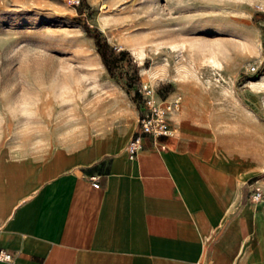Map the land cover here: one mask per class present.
<instances>
[{"label": "rangeland", "instance_id": "374dc122", "mask_svg": "<svg viewBox=\"0 0 264 264\" xmlns=\"http://www.w3.org/2000/svg\"><path fill=\"white\" fill-rule=\"evenodd\" d=\"M143 85L193 151L264 172V0H0V162L48 178L124 145Z\"/></svg>", "mask_w": 264, "mask_h": 264}, {"label": "crops", "instance_id": "0c3cea01", "mask_svg": "<svg viewBox=\"0 0 264 264\" xmlns=\"http://www.w3.org/2000/svg\"><path fill=\"white\" fill-rule=\"evenodd\" d=\"M172 128L135 157L129 138L48 178L0 162V249L12 264H264V203L249 201L260 171Z\"/></svg>", "mask_w": 264, "mask_h": 264}, {"label": "built area", "instance_id": "2783aa9c", "mask_svg": "<svg viewBox=\"0 0 264 264\" xmlns=\"http://www.w3.org/2000/svg\"><path fill=\"white\" fill-rule=\"evenodd\" d=\"M144 109L138 119V129L130 137L126 145V153L129 157H135L142 148L144 136L154 138L170 137L173 128L169 115L179 109L180 98L167 102L156 96V93L146 85L142 86ZM157 97V98H156ZM262 185L253 186L249 191V201L253 204L264 203V172L259 175ZM0 262L12 264V257L6 249H0Z\"/></svg>", "mask_w": 264, "mask_h": 264}, {"label": "trees", "instance_id": "16d2710c", "mask_svg": "<svg viewBox=\"0 0 264 264\" xmlns=\"http://www.w3.org/2000/svg\"><path fill=\"white\" fill-rule=\"evenodd\" d=\"M77 11L79 14H82L79 10ZM81 25L86 33L95 40L96 50L103 65L110 74H113L117 60L124 57L125 51H116V49L107 43L106 39L101 36V33L97 29L89 27L85 21ZM134 68V71L137 72L136 67Z\"/></svg>", "mask_w": 264, "mask_h": 264}]
</instances>
